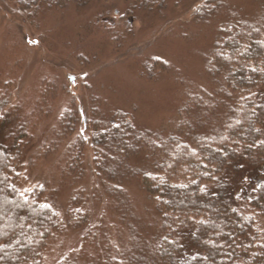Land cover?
<instances>
[{
    "label": "trees",
    "instance_id": "trees-1",
    "mask_svg": "<svg viewBox=\"0 0 264 264\" xmlns=\"http://www.w3.org/2000/svg\"><path fill=\"white\" fill-rule=\"evenodd\" d=\"M14 1L33 17L90 5L111 11L106 0ZM124 1L128 15L163 4ZM247 2L250 9L194 3L191 19L213 29L208 84L184 93L171 131L93 109L83 120L89 136L71 141L54 181L43 171L28 177L39 154L32 122L0 94V264H264V0ZM152 69L144 62L142 76ZM72 112L45 145L65 139ZM70 235L81 244L65 250Z\"/></svg>",
    "mask_w": 264,
    "mask_h": 264
},
{
    "label": "rangeland",
    "instance_id": "rangeland-1",
    "mask_svg": "<svg viewBox=\"0 0 264 264\" xmlns=\"http://www.w3.org/2000/svg\"><path fill=\"white\" fill-rule=\"evenodd\" d=\"M223 1L251 7L247 0ZM195 2L163 0L161 9L128 15L124 0H106L101 5L111 11L105 13L90 5L33 17L17 1L0 0V94L19 103L32 122L30 135L39 154L27 166L29 178L43 171L45 181L57 179L68 145L75 137L89 136L91 127L83 120L93 109L105 116L128 112L138 127L148 130L173 129L184 93L208 84L203 72L213 29L191 19ZM99 15L104 19L97 21ZM127 19L131 27L124 31ZM110 33L120 36L113 40ZM146 61L153 66L152 78L142 76ZM71 111L76 122L65 139L45 145L61 129L63 114ZM128 189L143 214L140 190L132 183ZM66 195L63 188L61 199L67 200ZM80 244L81 236L70 235L64 249Z\"/></svg>",
    "mask_w": 264,
    "mask_h": 264
}]
</instances>
